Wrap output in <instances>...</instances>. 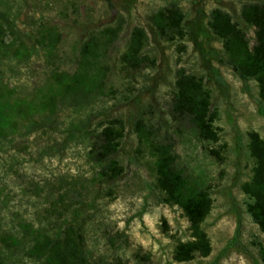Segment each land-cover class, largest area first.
Here are the masks:
<instances>
[{"label":"rangeland","instance_id":"374dc122","mask_svg":"<svg viewBox=\"0 0 264 264\" xmlns=\"http://www.w3.org/2000/svg\"><path fill=\"white\" fill-rule=\"evenodd\" d=\"M111 3V4H110ZM264 0H0V17L18 29L8 32L15 46L0 41L1 102L8 126L0 131V264H56L43 253L56 234L57 178L92 185L99 169L92 163L91 131L121 119L125 133L117 160L124 169L110 186H94L70 219L83 229L80 254L64 264H254L264 236L247 207L264 198V94L257 79L240 77L225 62L222 41L209 28L210 13L230 15L252 48L255 30L241 8ZM177 6L182 37L167 41L150 18ZM62 34L58 68L65 74L58 95L37 104L45 75L56 68L39 45V24ZM120 30L109 46L105 69L88 96H66L80 49L96 31ZM134 28L149 44L130 52ZM197 77L209 95L216 141L201 139L187 122L171 115L176 72ZM43 96V93H39ZM142 119L152 140L166 147L189 188L207 195V211L196 229L183 209L157 182L156 158L139 152L134 124ZM90 121V134L81 124ZM259 149V150H257ZM218 153V156L212 153ZM48 239L37 240L35 233ZM191 249L189 259L180 248Z\"/></svg>","mask_w":264,"mask_h":264},{"label":"trees","instance_id":"16d2710c","mask_svg":"<svg viewBox=\"0 0 264 264\" xmlns=\"http://www.w3.org/2000/svg\"><path fill=\"white\" fill-rule=\"evenodd\" d=\"M111 4V3H110ZM241 19L255 30V44L250 48L245 34L233 23L226 12L215 9L209 16V28L222 41L223 55L226 64L240 77L252 76L257 79L264 94V4H247L241 8ZM0 17V41L5 46H15L8 32L17 30L14 23L3 25ZM184 16L177 6L159 11L150 18V23L159 36L167 41L182 37ZM120 28H104L92 34L80 49L77 70L67 81L66 96L80 94L88 96L94 85L99 81L105 69V59L112 40L116 38ZM39 45L45 51L48 59L56 57V68L45 75L44 84L36 93L37 104H48L59 94L61 79L65 74L58 68L62 34L58 27L41 22L39 24ZM149 44L147 33L141 28H134L129 38L130 52L136 55ZM43 93V96L39 93ZM20 98L1 102L0 98V131L8 126V117L4 115L8 108L16 109ZM171 115L176 121L187 122L198 136L206 141H216L212 130L217 115L211 111L209 95L203 89L201 81L183 69L176 72L175 94L171 103ZM83 136L91 132L94 134L91 148L92 163L99 172L92 179V185L86 183H72L64 178H57L53 184L55 189L56 234L45 243L44 254L56 257V264H64L81 252L80 241L83 239V229L73 219L71 213L78 210L89 196L91 187L103 188L110 186L123 174L124 169L117 160L119 144L125 133L124 122L121 119H110L90 132L91 123L85 121L80 126ZM139 152L148 151L156 158L157 182L160 190L165 194L166 201H173L184 211L192 228L196 229L205 217L208 201L207 195L189 188L183 176L176 170L166 147L158 145L152 140V133L145 122L139 119L134 124ZM259 150V149H257ZM218 156V153H212ZM247 213L252 222L264 236V198L257 197L253 204L248 205ZM35 238L48 239L43 233L36 232ZM191 249L180 248L179 256L189 259ZM254 264H264V248L260 250L259 261Z\"/></svg>","mask_w":264,"mask_h":264}]
</instances>
